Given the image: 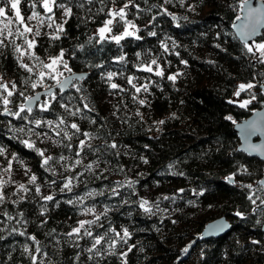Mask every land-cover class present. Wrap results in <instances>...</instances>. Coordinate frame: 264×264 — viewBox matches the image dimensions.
<instances>
[{"label":"trees","instance_id":"1","mask_svg":"<svg viewBox=\"0 0 264 264\" xmlns=\"http://www.w3.org/2000/svg\"><path fill=\"white\" fill-rule=\"evenodd\" d=\"M244 1L132 0L125 10L137 25L136 35L116 43L110 37L100 40L96 30L108 19L109 9L123 7L128 0H92L91 4L57 0L72 7L73 14L56 40L51 38L56 30L47 26V16L52 15L56 24L63 23L62 10L54 8L48 14L41 3L33 9V0H21V15L33 28L25 36L36 41L30 50L35 55L22 57L33 68L29 73L19 67L15 51L16 45L27 48L25 37L17 33L23 27L0 0L7 14L0 17V40L4 41L0 83L13 91L8 98L13 112L19 111L29 94L56 83L46 76L35 89L31 87L43 70L40 61L46 63L63 50V62L71 70L62 68L66 74L87 72L66 91L56 89L43 96L31 113L25 109L19 117L1 112L6 93L0 89V160L9 169L6 176L0 173L4 196L0 264H34L33 257L35 264H264L260 184L264 161L239 149L235 130L264 105V63L247 52L233 30ZM33 11L40 13L44 24L27 20ZM9 19L12 23L5 29ZM9 30L12 36L7 35ZM36 30L40 36H35ZM255 40H264V30ZM153 60L157 63L152 64ZM146 66L153 71L148 72ZM157 68L163 76L155 74ZM109 72L115 73L111 81ZM176 74L175 81L168 79ZM110 83L119 87L112 89ZM242 83L255 85L249 90L255 99L247 106L233 100ZM145 84L147 92L142 88ZM133 85L141 91L137 93ZM140 99L146 103L140 105ZM44 103L49 105L46 111L40 108ZM85 103L90 110L84 109ZM77 110L76 116L69 114ZM35 120L45 123L37 126ZM161 120L165 123L159 124ZM72 123L78 124L80 133L70 127ZM85 131L93 139L83 136ZM81 139L99 151L85 147L77 156ZM23 141L33 143L34 148ZM113 142L116 149L106 147ZM37 149L52 157L48 165L42 166ZM77 159L82 161L78 165ZM12 170L23 175L13 185ZM32 175L37 177L35 184L29 183ZM68 178L71 191H61ZM20 184L28 191L20 190ZM48 195L54 199L45 201ZM145 200L150 212L140 207ZM42 210L46 211L42 214ZM223 215L231 221L230 230L219 237L202 238L205 224ZM79 221L94 223L85 224L79 235L69 236ZM124 229L130 235L121 240L116 234L123 236ZM85 230L92 237L85 236ZM98 236L104 240L88 252ZM113 241L115 246L110 247ZM121 253H127L126 257Z\"/></svg>","mask_w":264,"mask_h":264},{"label":"snow or ice","instance_id":"2","mask_svg":"<svg viewBox=\"0 0 264 264\" xmlns=\"http://www.w3.org/2000/svg\"><path fill=\"white\" fill-rule=\"evenodd\" d=\"M3 2L5 3L6 6L10 7V9L12 11H14L15 13V18L16 20L19 22L20 25H22L23 27V31H20V29H17V33L22 36V37H25V40H24V43L26 44L27 48L24 49L22 48L21 45H16L15 46V51L19 54L18 56V60H20L21 62L19 63V67L23 68L24 70H26L27 72L31 73L33 71V68L27 64V63H23L22 62V57H24L25 55H30V56H34V52H31L30 50L34 49L35 45H36V41L35 39H27V37L25 36L26 33H32L33 32V28L32 27H29L26 23H25V18L24 16L21 15V11H20V3H21V0H3ZM87 2L89 4L92 3V0H87ZM115 2V0H113V3ZM132 0H128V3H125L123 5V7L121 8H112V9H109L108 13H107V16L109 17L108 19H106L102 26L98 28V35H99V38L100 40H105L108 37V34H110L112 32V25L114 24V21L118 20L119 21H124L125 23V28H124V31L122 34L120 35H114V36H111L110 38L112 40H114L116 43H119L122 39H124L125 37H130V36H135V32L130 30V29H134L135 28V25L131 23V21H127L126 20V12H125V9L128 8V5L129 3H131ZM170 2V0H165V3H168ZM37 3H41V6L42 8L44 9L45 13H48V14H52L53 13V9L54 8H59L62 10L63 12V15L65 17V20L63 23H60V24H56L55 21L53 20V16L52 15H48L47 16V20H48V27L49 28H52V27H55V34L51 37L52 39L56 40V39H60V34L63 33L65 31L64 29V26L63 24L64 23H67V18H70L72 16V7H69L67 6L65 3H58L57 0H33V3L31 5V7L33 9H35ZM101 3H103V0H101ZM180 3L183 4L184 3V0H180ZM80 7H83V3H81L79 5ZM138 7V5H137ZM189 7H191L189 5ZM100 11H103V8L100 9ZM165 12H167V9L164 10ZM6 8L5 7H0V17H6ZM175 18V17H173ZM239 19V17L237 18ZM27 20L31 21V20H38L39 24H44L45 21L44 19H42L40 17V13L38 12H35L33 11L32 14L30 16L27 17ZM12 23V20L9 19L8 22L6 24H4V28L7 29L9 24ZM40 31L39 30H36L35 31V36H40ZM0 35H3V30H0ZM8 36H12L13 33L11 30L8 31L7 33ZM149 35H152V36H155L156 33L155 32H151L149 33ZM256 35V27L255 26H252L251 28H249L247 31H244V32H241L240 36H241V39L245 41V48L247 50L248 53H252L254 56L256 55V53L258 52L259 53V57H258V62L260 63H264V42H260V43H255L254 44H248L247 43V39L249 37H252ZM136 39H140L139 36H136ZM4 41L3 40H0V45H3ZM217 47H219V45H217ZM167 50V48L165 49ZM63 56H64V51L61 50L59 55L58 56H55V57H50V62L48 63H45L43 61H40L43 69H46V70H49V71H40L38 73V76H39V79L32 83L31 84V87L33 89H35L37 87V85L39 83H43L45 77H50L51 79L55 80L57 84L60 85V90L63 91L66 87L69 86V79H64V80H60L59 79V76L63 75V73H59V66L62 65V67L64 69H67L69 71H71L70 69H68V65L67 63H64L63 62ZM37 60L39 59L38 57L36 58ZM120 60H123L124 57L121 56L119 58ZM152 64H156V60H153L151 62ZM183 63H187L186 61H183ZM146 70L148 72H152L153 69L151 66H146ZM155 74L157 76H163V70L162 69H159L157 68ZM115 75V73H112V72H109L107 73V79L109 81H111L112 77ZM177 75H170L168 76V79L171 80V81H175L176 78H177ZM2 79V78H0ZM76 80H82L84 79V76H78V77H75ZM128 83L129 84H132V78H129L128 79ZM16 85L13 83L12 84V89H15ZM110 87L112 89H117L119 86L115 83H110ZM133 87L135 88V91L137 93H139L141 91V87H136L135 85H133ZM255 87V85L253 83H248V84H240L238 86V91L235 93V95L239 96L240 95V92L241 91H245L246 89H251ZM264 87V86H262ZM143 90L145 92L148 91V85H143L142 86ZM0 89H3V91L6 93V95H3V93H0V95H3V99H2V103L7 106L9 103H10V100L8 99L9 97H11L13 95V91L12 90H9V86L7 83H0ZM80 89L77 88V91H79ZM46 94H51V90L49 89L48 92ZM21 95H23V93H21ZM55 97H53L54 99ZM27 100L29 101H32L33 99H38V95L37 97H26ZM253 99H255V97H253ZM146 103L145 100L143 99H140L139 100V104L140 105H144ZM247 103H249V101H244L243 104L241 106H246ZM63 107L67 108L66 105H62ZM49 105L48 103H44L42 105H40V108L42 111H46L48 109ZM84 109H89V105L87 103H85L83 105ZM25 109H27V112L31 113L32 112V108L30 105H24V104H21L19 106V111H16V112H11L7 107L4 108V112L6 114H9V115H13V116H17L19 117L21 115L22 112L25 111ZM90 110V109H89ZM79 110H77V112H70L69 114L72 115V116H76L78 114ZM175 114H173L174 116ZM227 119L231 120V117H227ZM92 123H95V120H92L91 121ZM34 123L37 125V126H40L42 123H45L44 121H41V120H35ZM49 126L52 125V121H47L46 122ZM61 124L64 123V120H61L60 121ZM159 124H163L165 123L164 120H161L158 122ZM70 127L72 129L75 130V133H80L81 132V129L80 127L78 126L77 123H72L70 125ZM75 133H73V135H75ZM60 133L57 132V135H59ZM83 136L87 137L88 140H91L93 139V137L88 133V132H83L82 133ZM68 134L65 132V136H67ZM68 139L71 140L72 137L71 136H68ZM23 143L29 147V148H34V144L29 142V141H23ZM66 147H71V145H66ZM80 151H77L76 155L79 156L80 155V152L84 150L85 147L89 148V149H92V145L90 143H88L86 140L84 139H81L79 140V144L77 146ZM106 147L110 148V149H116L118 147V145L116 143H111V144H107ZM93 151H99V149H92ZM3 152V149H0V153ZM37 152L38 154L43 157V164L42 166H46L48 165L49 161L52 160V157L48 156V157H45L44 155V152L43 151H40L39 149H37ZM118 154V153H117ZM61 160H64L65 157L61 156L60 157ZM143 159V158H142ZM82 161L80 159H77L75 161V164H80ZM144 163H147V160H144ZM11 165L9 164V167ZM171 167V165L169 166ZM87 168L88 169H91L92 168V164H88L87 165ZM7 170V169H6ZM229 181L231 182V177L228 178ZM37 180V177L35 175H32L30 177V180H29V183L30 184H35ZM0 183H3V182H0ZM53 183H55V181H53ZM262 184H264V182H261ZM71 186H72V179L71 178H68L67 179V182L64 183V186H63V189H61V191H63L64 189H67L68 191H71ZM246 187L248 188H251L252 185H247ZM19 189L20 190H23L25 192L28 191V189L25 187L24 184H20L19 185ZM36 192L39 193L40 192V188L37 186L36 187ZM180 191H183V189H180ZM91 195V194H90ZM4 199V196L2 193H0V202H2ZM23 199V198H22ZM43 199L45 201H52L54 199L53 196L51 195H48V196H44ZM165 199H168V197H165ZM249 200L252 201L253 204L256 203V201L254 199H252L251 196L248 197ZM68 203H72V201H68ZM147 201H142L141 204H140V207L144 209L145 212H150L151 209L149 207H146L147 205ZM261 204H264V199L261 200ZM43 211H46V210H42V214H43ZM88 212H92L93 209H87ZM237 216H242V213L240 212H237L236 213ZM9 219H11V217H9ZM97 219H99V217H97ZM94 223V221H79V227H75L71 230L70 233H68L69 236H72L74 234L76 235H79L81 233V229L84 228L85 224H92ZM228 227V225L226 224H217V225H214L212 226V231L214 232H220V231H223L224 228ZM211 234V232H210ZM84 235L85 236H88V237H92V232L91 231H87L85 230L84 232ZM118 237H120L121 240H124L126 237H128L130 234L128 232L127 229H124L123 230V236H120L119 233L116 234ZM32 239H35V237H32ZM102 240H104V237L102 236H98V237H95L94 238V243L92 244V246L90 248L87 249L88 252H92L93 249H95L97 247V245H100L102 243ZM115 243L116 241H113L112 244L110 245V247H114L115 246ZM253 243H258L257 241H253ZM37 252L40 251L39 248L36 249ZM128 251H131V248L128 249ZM188 251V248L186 247L184 249V252H187ZM127 253H121V256L123 257H126ZM33 259V262L35 264V257L32 258ZM125 264H126V261H125Z\"/></svg>","mask_w":264,"mask_h":264},{"label":"water","instance_id":"3","mask_svg":"<svg viewBox=\"0 0 264 264\" xmlns=\"http://www.w3.org/2000/svg\"><path fill=\"white\" fill-rule=\"evenodd\" d=\"M237 18L234 21L233 30L236 36L244 43L245 41L242 40L240 36L241 32L247 31L252 26L256 27V35L247 39L248 44H253L255 39L260 36L264 30V0H245L241 6L239 19ZM78 76L85 77L87 76V72L67 73L61 80L66 78L69 79V86L63 91H66L76 80L75 77ZM49 89L52 94L56 89L60 90V85L56 83L53 86L43 88L35 92L30 97H37L38 95V99H33L32 101L25 99L24 105H30L31 108H34L43 96L48 95L46 93ZM235 130L238 132L241 141L239 149L245 151L249 155L257 156L264 161V105L252 112L244 121L238 123L235 126ZM261 182H264V175L260 180V184L263 186L264 191V184ZM217 224H226L228 227L224 228V230L220 232L212 231V226ZM230 228V219L226 215H223L207 222L201 232V235L202 238L205 239L219 237L227 233ZM262 231L264 232V223L262 224Z\"/></svg>","mask_w":264,"mask_h":264},{"label":"rangeland","instance_id":"4","mask_svg":"<svg viewBox=\"0 0 264 264\" xmlns=\"http://www.w3.org/2000/svg\"><path fill=\"white\" fill-rule=\"evenodd\" d=\"M118 8H121V7H118ZM118 8H116V9H118ZM125 12H126V10H125ZM117 20H118V18H117ZM117 20L114 21V24L112 25V32L110 34H108V37H111V36H114V35H120V34L123 33L124 28H125V23H124V21H117ZM126 20L127 21H130L128 19V17H127V12H126ZM131 23L135 25V28L134 29H130V30H132V31H134L136 33V31H137V25L135 23H133V22H131ZM117 26H118V28H116ZM254 42L255 43H260V42H264V40H262V41L255 40ZM255 57H256V59H258V57H259V53L258 52L256 53ZM48 62H50V59L47 60L46 63H48ZM62 68H63L62 65L59 66V73H63V75L59 76V79L60 80L66 75L65 71ZM41 71H49V70L43 69ZM55 84H53V85H55ZM53 85L45 86L43 88H48V87L53 86ZM43 88H39L37 91H39V90H41ZM251 89H253V88H251ZM251 89H246L245 91H241L240 92V95L239 96L235 95L234 98H233V100L236 101L237 103H239L240 105H242L244 101H249V103H247V105H249L252 102L253 97H255V93L249 91ZM9 90H11L10 87H9ZM33 94H29V95L31 96ZM30 96H28V97H30ZM46 102H48V100H46ZM6 107L11 112H13L12 108L10 107V105H7ZM4 108H2L1 112H4ZM1 164H3V163L0 160V173H2V175L6 176L7 175V172L9 171L8 166H3ZM9 178L12 181V185H13V184H17L18 182L22 181L23 175L20 172H18L17 170H12L11 173H10Z\"/></svg>","mask_w":264,"mask_h":264}]
</instances>
